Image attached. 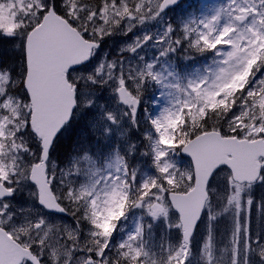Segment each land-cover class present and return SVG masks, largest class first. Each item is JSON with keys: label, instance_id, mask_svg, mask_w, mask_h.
<instances>
[{"label": "snow or ice", "instance_id": "6c2138e0", "mask_svg": "<svg viewBox=\"0 0 264 264\" xmlns=\"http://www.w3.org/2000/svg\"><path fill=\"white\" fill-rule=\"evenodd\" d=\"M0 264H264V0H0Z\"/></svg>", "mask_w": 264, "mask_h": 264}, {"label": "trees", "instance_id": "16d2710c", "mask_svg": "<svg viewBox=\"0 0 264 264\" xmlns=\"http://www.w3.org/2000/svg\"><path fill=\"white\" fill-rule=\"evenodd\" d=\"M198 2V0H187V3Z\"/></svg>", "mask_w": 264, "mask_h": 264}, {"label": "rangeland", "instance_id": "374dc122", "mask_svg": "<svg viewBox=\"0 0 264 264\" xmlns=\"http://www.w3.org/2000/svg\"><path fill=\"white\" fill-rule=\"evenodd\" d=\"M209 2H213V0H209Z\"/></svg>", "mask_w": 264, "mask_h": 264}]
</instances>
